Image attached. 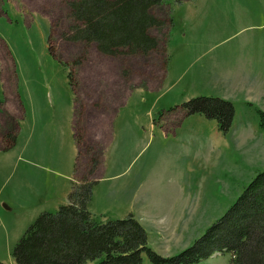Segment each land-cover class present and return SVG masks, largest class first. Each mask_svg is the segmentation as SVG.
<instances>
[{"label": "rangeland", "instance_id": "1", "mask_svg": "<svg viewBox=\"0 0 264 264\" xmlns=\"http://www.w3.org/2000/svg\"><path fill=\"white\" fill-rule=\"evenodd\" d=\"M72 1L0 0V38L15 62L5 81L0 69V101L14 100L15 80L22 100V115H5L0 126V264H16L13 251L28 228L67 204L85 179L99 181L90 203L96 217L133 214L152 250L177 255L264 171L257 112L264 111V0H164L154 12L166 25L152 30L160 45L147 56H109L69 40ZM240 70L262 76V85L234 87ZM197 97L233 103L226 135L216 120L186 114L183 104ZM113 104L111 144L91 137L87 145L76 120L82 148L76 109L109 119ZM230 261L216 254L198 264Z\"/></svg>", "mask_w": 264, "mask_h": 264}, {"label": "trees", "instance_id": "2", "mask_svg": "<svg viewBox=\"0 0 264 264\" xmlns=\"http://www.w3.org/2000/svg\"><path fill=\"white\" fill-rule=\"evenodd\" d=\"M164 0H73L74 42L96 44L109 56H147L159 48L152 34L166 23L154 10ZM4 103L0 102V111ZM187 115L200 114L218 122L226 135L235 115L233 103L197 97L183 104ZM264 132V111L257 109ZM78 144L83 139L77 134ZM97 181L75 183L68 203L54 213L43 212L13 251L16 264H198L216 254L231 255L230 264H264V171L245 188L226 213L181 253L164 257L152 250L148 232L130 214L103 221L90 210Z\"/></svg>", "mask_w": 264, "mask_h": 264}, {"label": "crops", "instance_id": "3", "mask_svg": "<svg viewBox=\"0 0 264 264\" xmlns=\"http://www.w3.org/2000/svg\"><path fill=\"white\" fill-rule=\"evenodd\" d=\"M228 56H226V57H228ZM14 63H15L14 60L8 54L5 42L0 38V69H1L3 81H5L4 78L9 73L7 71H12V68L13 67L15 68ZM3 64H5V67H3ZM240 68H242V67H240ZM13 73L15 74L14 71H13ZM230 75L231 74L223 73L220 76L229 77ZM232 77L233 78L230 80L234 81L233 86L236 87V85H239V86H237L238 88L244 86L246 88V92L249 90L250 84L252 81L255 83L257 82L259 85H262V80H261L262 76H260L258 74H252L249 70H247V72H245L243 70L235 72V73H233ZM237 78H240L241 80L237 79ZM16 82H17L16 80L14 81V83L12 81V86H11V81L4 84L6 89L8 90V93H9V88H8V85H6V84H10V86H11L10 88L12 90L14 100H13V98L10 97L11 101H8V102L4 101L3 102L4 106H3L2 110H4V111L0 115V126L5 119V115L15 117V118L22 115V100L16 94ZM13 84L15 85V90L12 89ZM12 102H14V103H12ZM5 106H6V108H5ZM112 109H115V111L113 113H111L109 119H103L101 116H98V115L92 116V115H90L89 112L85 113V115H84V112H83V114H81V112L79 113L78 109H76L75 116H74V136H76L77 134H80L79 132L81 131V128L79 126L80 122L78 123V126L76 123V127H75V122H76V120H82L84 129L82 130L81 133L84 134V136H85L84 139H85V142L87 145L90 144L89 142L92 143L93 141L96 143H103L105 146H108L109 144H111V142H112V139H111L112 129L110 128V125H111L112 120H114L115 116L117 115V110H116L115 104L112 105ZM77 111H78L79 115L77 114ZM76 116L79 119H77ZM91 137L93 138V141H92ZM86 144L84 143L85 148L87 146ZM87 150L90 151V148L87 147ZM90 161H91V158H90ZM87 162H89V161L87 160ZM104 172H105V165H104V161H102V163L99 165V167H97L96 173H95L96 175H99V180L102 179V174ZM97 182H99V181H97ZM68 198H69V196H68ZM91 212L93 213V211H91ZM138 219H140V218H138Z\"/></svg>", "mask_w": 264, "mask_h": 264}]
</instances>
